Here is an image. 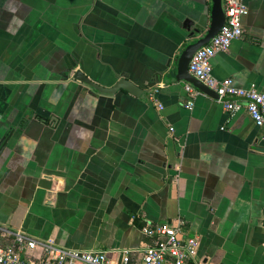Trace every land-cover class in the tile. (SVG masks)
I'll return each mask as SVG.
<instances>
[{"label":"crops","instance_id":"0c3cea01","mask_svg":"<svg viewBox=\"0 0 264 264\" xmlns=\"http://www.w3.org/2000/svg\"><path fill=\"white\" fill-rule=\"evenodd\" d=\"M244 2L243 33L212 73L264 92V0ZM210 6L0 0V225L69 248H129L139 264L142 228L182 220L198 264H264L262 129L167 72L185 20ZM77 68L104 86L124 72L146 95L91 94Z\"/></svg>","mask_w":264,"mask_h":264},{"label":"built area","instance_id":"2783aa9c","mask_svg":"<svg viewBox=\"0 0 264 264\" xmlns=\"http://www.w3.org/2000/svg\"><path fill=\"white\" fill-rule=\"evenodd\" d=\"M225 20L219 31L192 55L189 73L215 91L217 101L230 114L246 109L254 124L263 131L264 92L253 88H236L232 79H217L212 73L211 58L229 49L231 42L243 33L242 18L248 12L244 0H222ZM186 90L197 93L193 86ZM192 102H189V106ZM179 220L175 225L167 222L147 224L142 233L148 238L137 251L139 264H198L195 237H181ZM0 238L11 241L0 243V264H135L129 248L116 252L102 249H76L62 246L52 237H37L21 228L0 225Z\"/></svg>","mask_w":264,"mask_h":264},{"label":"water","instance_id":"95a60500","mask_svg":"<svg viewBox=\"0 0 264 264\" xmlns=\"http://www.w3.org/2000/svg\"><path fill=\"white\" fill-rule=\"evenodd\" d=\"M210 1L211 6L204 9L195 18V20H185L184 25L188 28L192 27L187 36L188 41L179 50L177 57L175 58V63L170 65L169 62V69L167 72L172 75L174 80H185L193 84L202 92L217 97L215 91L205 86L188 71V64L194 52L199 47L206 44L211 39V37H213L219 31L225 20L224 11L222 8V0ZM72 79L87 85L91 94L98 92L102 94L113 95L119 90H126L137 97H144L146 95L145 90L141 88L135 81L129 79L128 75L124 72L120 73L117 76L115 82H113L110 86H104L91 79L81 68L74 70ZM9 137L10 136H4L0 138V156L7 146Z\"/></svg>","mask_w":264,"mask_h":264}]
</instances>
